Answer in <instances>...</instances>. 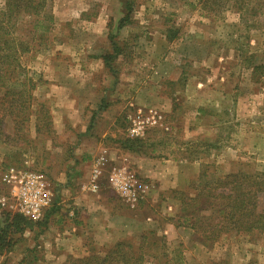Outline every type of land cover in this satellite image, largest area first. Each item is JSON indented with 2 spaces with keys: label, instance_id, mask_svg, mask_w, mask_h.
I'll list each match as a JSON object with an SVG mask.
<instances>
[{
  "label": "rangeland",
  "instance_id": "1",
  "mask_svg": "<svg viewBox=\"0 0 264 264\" xmlns=\"http://www.w3.org/2000/svg\"><path fill=\"white\" fill-rule=\"evenodd\" d=\"M5 1L0 0V9ZM124 1L46 0L44 11L53 20L43 18L50 23L44 33L26 32L23 15L14 17L13 36L27 39L29 50L19 58L23 70L15 71L12 82L20 84L26 75L36 86L24 119L14 116L18 108L7 102L8 88L0 86V173L12 165L41 170L53 199L43 218L30 219L31 228L21 235L9 233L2 248L12 243L14 257L8 261L5 256L10 252L1 251L0 264L38 263L41 257L49 258L43 248L53 240L66 250L61 264H68L72 258L102 253L120 239L131 240L143 257L142 264H264V224L215 240L189 226L194 223L191 218L180 224L184 215H191L180 211L172 191L195 194L197 178L172 183L174 163L157 171L156 178H165L161 183L141 177L151 190L134 209L115 194L105 176L98 193L87 191L85 178L94 154L77 153L84 144L78 138L84 133L82 118L62 121L61 116L47 115L56 103L54 82H71L60 90L62 97L71 92L88 99L99 97L96 111L112 112L115 120L107 125L93 116L85 127L112 150L105 175L111 166L121 164L140 175L151 167L150 160L163 157L197 163L207 179L264 173V0H248L243 10L234 0H134L130 21L118 27ZM84 64L94 71L79 72ZM192 77L209 85L225 79L223 86L230 90L232 103L207 109L186 101L184 88ZM82 83L92 89L86 91ZM75 108L61 105L58 111ZM150 111L160 112L168 129L153 126L140 137L146 142L139 151L122 148V138L128 136L126 116ZM6 190L0 187V198ZM72 192L79 197L78 204L67 201ZM97 201L101 207L94 209ZM117 209L123 216L116 215ZM13 213L0 202V228L6 215ZM208 224L213 228L212 221ZM206 226L203 223L200 229ZM123 227L127 234L122 233ZM144 231L147 236L142 239ZM28 236L35 240L33 250L27 247Z\"/></svg>",
  "mask_w": 264,
  "mask_h": 264
},
{
  "label": "trees",
  "instance_id": "2",
  "mask_svg": "<svg viewBox=\"0 0 264 264\" xmlns=\"http://www.w3.org/2000/svg\"><path fill=\"white\" fill-rule=\"evenodd\" d=\"M234 1L237 3L238 10H243L248 3V0ZM46 5V0H6L4 7L0 9V86L8 88L5 95L11 97L7 102L9 104L13 102V106L16 104L18 108L14 114L16 118H25L26 110L30 108L34 100L32 90L36 86V81L25 75L22 83L12 82L15 71L23 70L19 58L29 50L27 39L13 36L16 25L14 17L19 13L23 15L26 19L24 20L26 32L44 33L48 31L50 23L43 22V18H47L49 22L53 20L52 16H48L44 11ZM133 7L134 0L124 1L125 13L119 19L118 27L130 21ZM113 51L117 53L118 46H115ZM109 57L110 55L103 58L107 60ZM39 105L44 106L43 103ZM47 115L51 117L50 111H47ZM151 128L153 127L147 129L146 134ZM122 139V148L134 152L139 151L146 142L145 138L126 136ZM207 176L205 170L199 172L197 184L193 186L195 194L189 195L184 190L172 191L173 197L180 201V211H189L191 215H184L185 221L180 224H184L190 218L193 219L194 223L189 226L195 227L203 233V237L211 240L229 234L231 231L240 233L263 226L264 211L263 208L260 210L261 205L264 207L263 172L252 175L231 173L224 178L213 179H207ZM200 210H207L209 214L200 215ZM4 221L5 225L0 228V253L10 252L13 249L11 248L12 243L9 245L10 248H2V243L9 233L19 232L21 235L34 225L33 221L17 212L12 215L7 214ZM211 221L214 223L213 228H209L208 223ZM203 223H207V226L200 229ZM152 233V231L148 232L149 235ZM146 236L144 231L141 238L145 239ZM134 248L130 239H120L108 246L102 253H90L86 256L72 258L68 264H142L143 257L137 254Z\"/></svg>",
  "mask_w": 264,
  "mask_h": 264
},
{
  "label": "crops",
  "instance_id": "3",
  "mask_svg": "<svg viewBox=\"0 0 264 264\" xmlns=\"http://www.w3.org/2000/svg\"><path fill=\"white\" fill-rule=\"evenodd\" d=\"M88 56L89 55L84 54V57L87 58ZM92 57L94 58V56H92ZM85 65L86 64H84V66H82V65L79 66V72H93L94 71L93 69L90 68L92 66H85ZM222 74H224V73H222ZM224 82H225V79H223L222 83H220V82L215 83V81H213V84L209 85L206 82H204L203 80L199 81V79H197L196 77H192L190 80H188V85H186V89L184 88L185 100L190 101V103H196V104L202 105V106L205 105L207 109H215L216 105L221 104L220 102H222L223 105H226V107H227L229 105V103H232V101H231L230 90L227 88V86H225V87L223 86ZM70 83L71 82L66 83V81H57V82L52 83V88L55 87V89L53 91L56 92V96H54L56 99V103L53 107V112L51 111V115H53L54 119H56L58 117L60 118V116H61L62 121H65L66 119L73 121L75 119V116L77 119L79 117H81L82 119H80V120L84 122L81 124L83 126L81 129L83 130L84 133H83L82 137H79V134H78V138H79V140H81V138H82L84 141V144L83 145L81 144L82 145L81 148L79 147L77 149V151H78L77 153H80V154L82 153V154H84L83 156H87V155L93 153L94 154L93 159H92V162H93V160L95 158H97L101 152H104L106 159H107L106 164L108 165V155L110 154V152L112 150L109 149V147L103 146L98 141V138L94 137L96 133L92 134V133H90V131H87V128L85 127V125L87 126L88 123H86V122H89L90 120H92L93 116L96 120H98V122L102 120L108 125L110 122L115 120L114 119L115 115H113L112 112H108V111H106V112L96 111V109H97L96 104L100 103L98 101L99 97L94 96L93 98L88 99L86 96H82V97L75 96L72 94V92H71V94H68L65 97H62L63 94L60 90H63V89L65 90L66 88H68V86H70ZM74 84L77 85L76 83H74ZM82 85L86 91L92 89L91 84L82 83ZM189 95L192 98H190ZM61 105H72V106H77V108H75V110L71 109L68 111L62 110V113L60 114L58 111L59 110L58 107ZM104 114H106L107 117H105ZM103 117H105V119H103ZM77 144L79 145V142ZM77 144H75V145H77ZM83 156H81V157H83ZM163 158L164 159H162V160H160V159L150 160V162L152 164L151 167L146 166L144 168V170L141 172V174L139 173L140 172V170H139L138 173L141 176L140 175H138V176L140 178L145 177V178L152 179L153 181H157V182L161 183L163 180H165V178L164 177H162L161 179L156 178V173H158L157 171H159V173L161 172V170L163 171L164 168L166 167V165L169 162H171L172 164L174 163L173 167L176 168L175 178H174L172 183H176V184L180 185V182L192 181L198 177L199 165L197 163L196 164L191 163V162L190 163H188V162L184 163L182 161H177L176 159H172L171 157H167V158L163 157ZM143 160L144 159H142L141 161L143 162ZM145 163H148V162H145ZM90 165L92 166V164H90ZM154 166H156V167H154ZM90 172H91V168L89 170V173L87 174L88 176L85 178V186H84L85 189H87L86 185H87L89 178H90ZM69 195L70 196H68V198H67L68 199L67 201L69 203H74V204L79 203V197L77 195H74L73 192L70 193ZM59 200L63 201V203L65 201L64 199L61 200V197H59ZM63 203H62V205H63ZM80 205H81V203H80ZM85 205H86V203H85ZM100 205L101 204L97 201L93 204V207H94V209H98V207H101ZM116 215L118 217H121L122 214L120 213V210H118V209L116 210ZM64 218H66V217H64ZM74 228L76 230V226ZM122 233L127 234V229L125 230V227L122 228ZM33 234H34V232L31 231L30 236H33ZM26 240H27V247L30 248L31 250H33L34 245H36V243H34L35 242L34 238L28 236V237H26ZM59 247H60L59 244L56 243L54 240L52 242L50 241L48 243H45L46 249L43 248V252L45 253L44 256L45 257L48 255H50V256H49V258L41 257L38 260V263H35V264H61V263H63V261L65 260L64 257L66 254V250H64L62 248L60 249ZM13 255L14 254L10 252L5 257L9 261V257H14ZM21 263H22V261H21Z\"/></svg>",
  "mask_w": 264,
  "mask_h": 264
},
{
  "label": "built area",
  "instance_id": "4",
  "mask_svg": "<svg viewBox=\"0 0 264 264\" xmlns=\"http://www.w3.org/2000/svg\"><path fill=\"white\" fill-rule=\"evenodd\" d=\"M162 114L158 111H150L142 114L131 113L128 119V136L131 138L144 137L148 128L163 125ZM106 156L101 152L92 162L90 178L86 185L92 193L100 191L103 177L109 187L129 207L136 208L151 190V184L140 178L128 166L113 165L105 175ZM0 187H5L6 196L0 198V202L14 212L33 221L43 218L47 207L53 199V191L46 174L41 170L28 167L16 168L13 165L0 173Z\"/></svg>",
  "mask_w": 264,
  "mask_h": 264
}]
</instances>
